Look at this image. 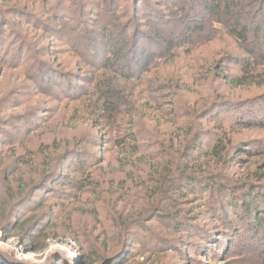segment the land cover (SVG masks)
<instances>
[{
  "label": "rangeland",
  "instance_id": "rangeland-1",
  "mask_svg": "<svg viewBox=\"0 0 264 264\" xmlns=\"http://www.w3.org/2000/svg\"><path fill=\"white\" fill-rule=\"evenodd\" d=\"M230 1L235 0H224L223 9ZM104 7L113 11L110 13ZM241 8L242 25L247 27L250 39L257 40V47L264 50V0H243ZM100 9L109 15H99ZM187 12L194 17L192 20L183 16ZM56 17L62 18L61 25L54 22ZM203 25L202 35L190 31ZM230 25L227 20L216 22L205 11L202 0H0V57L5 61L0 73V118L13 121L12 128H4L0 135V149L5 152L2 161L14 153L27 156V164L20 166V172L7 180L10 184L6 186L15 192L27 187L28 182L45 180L38 192L31 195L30 202L11 213L9 221H25L29 215H38L37 229L31 225L26 228L30 233L43 231L51 236L48 247L39 251L21 229H0V263L5 258L11 264H54L53 256L61 254L59 257L69 264H78L85 254L79 246L88 232L93 234L88 237L90 243L102 246L106 239H111V247L118 242L112 240L110 230L119 215L104 211L102 198L112 197L118 191L119 200L130 199V207L135 206L137 199L130 197L122 184L125 176L115 150L102 143L95 146L93 142L98 132L112 137L113 128L103 120L94 123L85 102L95 78L103 73L109 75L104 64L108 60L115 62L119 42L125 41L132 48L121 63L135 67V78L142 76L132 101L138 102L141 116L164 115L173 103L182 102L187 114L181 118L189 121L192 112L209 98L233 101L262 94L257 89L240 91L227 86L232 77L240 74L239 63L246 57L244 46L231 37ZM112 38L109 50L104 52L99 45ZM162 40L172 41L175 48L166 50ZM138 64L141 65L136 68ZM180 75L185 77L179 86L182 90L163 86L164 81L170 82ZM218 77L223 80L217 82ZM45 78L52 86H47ZM152 81L158 86L157 91L164 90L156 94L153 87L154 91H149ZM216 88L218 93L214 95ZM127 93L131 95L130 91ZM221 107L213 112L203 111L199 122L208 128L224 123V129L231 133L233 123L223 116L225 109ZM260 107L262 103L256 109ZM158 129L161 132L165 128L158 125ZM248 137L258 142L259 138L264 139V131L245 130L237 133L234 140L247 141ZM250 147V155L264 151V145ZM29 151L33 152L31 157ZM102 157L105 161L100 163ZM42 165L44 169H40ZM51 165L57 167L51 173L56 174L53 178L46 176ZM248 165L254 169L256 163L245 164L244 168L233 166L228 174L234 177L235 172L243 173ZM82 169L92 172L98 192H81V186L77 188V183L85 179ZM228 221L235 225L240 218L226 213L203 220L209 232L203 229L200 234L195 233L189 241L193 245L190 248L179 243L168 230H161L156 222L149 223V227L168 239V243L160 244L164 253L151 256L135 247L129 256L111 260L110 264H264V227L257 236L249 223L241 224L237 230L232 224L230 230L225 229ZM103 230L109 232L108 238L100 234ZM211 236H216L217 244H212L207 254L202 249Z\"/></svg>",
  "mask_w": 264,
  "mask_h": 264
},
{
  "label": "trees",
  "instance_id": "trees-1",
  "mask_svg": "<svg viewBox=\"0 0 264 264\" xmlns=\"http://www.w3.org/2000/svg\"><path fill=\"white\" fill-rule=\"evenodd\" d=\"M223 2L224 0H202V5L216 22L221 24L227 20L231 23L229 26L231 37L241 43L246 52V57L239 63L241 65L240 74L232 77L227 86L231 90L240 91L257 89L262 94L233 101L222 97L218 100L209 98L192 112L189 121L181 118V115L187 114L182 102L173 103V107L170 105L171 107H168L164 115L141 116L138 102L132 101H135V92L139 87L138 83L142 82V76L135 78L132 75L136 70L135 67L121 63L120 60L131 52L132 48L125 41L119 42L115 62L108 60L104 64V69L106 72L109 71V75L103 73L104 75L95 78V85L91 94L88 95L89 99L85 102V109L92 116L94 123L100 124L103 120L113 128L112 137L107 132L105 134L98 132L93 142L97 144L95 146L101 143L108 145L118 154L117 161L120 164L122 175L125 176L122 184L126 186L130 197L136 198L137 201L134 207H130V199L119 200L118 191L112 197L107 195L108 198H102L101 206L105 208L104 211H112L119 215V218L122 216L121 220L114 216L117 219L113 220V227L110 230V233L114 235L112 240H118V242L113 243L111 247L108 244L111 239H106L107 241L102 243V246L96 242L90 243L88 237L93 234L88 232L89 234H85L79 246L85 254L78 264H110L111 260L117 261L123 256H129L135 247H139L140 252L143 251L144 254L151 256L164 253L160 244L164 241L168 243V239L161 231H154L149 227V223L156 222L161 230H168L176 236L179 243L183 242V245L189 248L193 246L189 241L195 233L200 234L203 229L208 231L203 220L210 217L218 218L226 213L236 214L240 222L235 221V225L230 221L226 222L225 229L227 230L231 229L230 224L235 226L234 230H237L236 228L241 224L249 223L252 224V228L254 227V232L257 231V235L264 227V151L258 153L256 151L254 155L249 154L250 145H264V139L259 138L258 142L256 138L251 139L250 137L246 138L247 141L234 140L237 133L245 130L264 131V50L261 46L257 47V40H251L247 27L242 25L240 17L243 0L230 1L224 9ZM103 9L110 13L113 11L108 7ZM107 11L100 9L97 13L109 15ZM62 12L67 11L62 10ZM183 16L187 20L194 18L190 17L188 12L183 13ZM61 19L56 17L54 22L61 25L63 22L60 21ZM204 30L203 25L190 31L200 32L202 35ZM26 35L30 36L28 33ZM112 41L113 38L99 46L107 52ZM162 41H165V44L163 42L161 44L166 47V50L175 48L172 41ZM137 46L138 44L135 48H138ZM87 47L89 46L86 43ZM4 64V58L0 57V73L3 72L1 68ZM140 65L138 64L136 68ZM114 66L117 68L114 69ZM183 78L185 77L180 75L170 82L163 80L162 84L168 89L182 90L179 86L183 84ZM46 79L44 80L47 86H52L51 82ZM222 80L221 77L216 79L217 82ZM154 82H148L151 83L149 91L153 92L156 89V94L162 92L164 89L157 91L158 86H154ZM128 91L131 95L127 93ZM217 93L216 88L213 94ZM253 101L260 102L253 105ZM259 103H262V108L256 109ZM219 106H222L219 109H225L222 112L223 116L228 119L229 123H233L234 130L231 133L224 129V123H216L212 128H208L203 127L199 122L203 111L213 112ZM239 110L243 111L236 114ZM12 123L13 121L0 118V135L4 134V128H12L10 125ZM158 125L165 129L160 132ZM0 144H2L1 140ZM29 152L31 157L33 152ZM4 153L0 149V229L7 231H10L12 227H15V230L21 229L23 235L31 237L32 243L30 244H34L35 250L44 251L48 247L47 242L51 240V236L43 231L30 233L26 228L27 225L36 228L40 220L38 215H29L25 221L16 222L9 221V216L16 209L30 202L31 195L34 196L38 192L39 186L45 180L37 183L28 182L25 185L27 187L14 192L12 187L6 186L8 182L10 184L7 180L16 175L18 170L20 172V166L27 164L26 155L14 153L10 159L5 156V160L2 161ZM247 160L253 161L248 162ZM104 161L105 158L102 157L100 163ZM253 162L256 163L254 169H250L248 165L243 173L235 172L234 177L228 174L233 166L244 168L245 164ZM56 164L59 167V162ZM44 168L42 165L40 169ZM46 168H48L47 164ZM55 169L57 167L51 165L46 176L49 177ZM82 170L85 179L83 182H76L77 188L81 186V192L84 190L98 192L99 185L93 183L92 172ZM55 175L53 173L49 178ZM127 183L129 185H126ZM241 214L244 216L242 217ZM79 232L82 235V231ZM101 233L104 235L103 238L105 236L108 238V231L106 233L103 230ZM70 234L73 235V232L71 231ZM185 236L188 237L186 240ZM214 237L216 236L207 238L206 248L202 249L207 254H210V246L217 244ZM74 239L80 242V239ZM192 243L196 242L192 241ZM179 252L183 250L180 249ZM111 253L114 255L110 256ZM59 256L61 254L53 256L54 264H69ZM2 260L3 263L0 264H11L5 258Z\"/></svg>",
  "mask_w": 264,
  "mask_h": 264
}]
</instances>
